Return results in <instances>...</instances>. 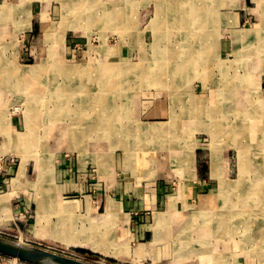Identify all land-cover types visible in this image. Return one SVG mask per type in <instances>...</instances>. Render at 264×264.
Instances as JSON below:
<instances>
[{"label":"rangeland","instance_id":"obj_1","mask_svg":"<svg viewBox=\"0 0 264 264\" xmlns=\"http://www.w3.org/2000/svg\"><path fill=\"white\" fill-rule=\"evenodd\" d=\"M242 1L0 0V236L90 264H200L207 250L219 264H264V203L247 213L255 240L240 228L244 208L264 202V0L240 19ZM77 151L92 153L93 183L114 203L62 191L54 155ZM130 181L143 194L114 198ZM144 182L168 186L178 211L172 197L146 199ZM44 184L55 192L47 215ZM68 206L89 237L102 232L99 253L57 231ZM106 213L100 230L91 218ZM0 264L30 263L0 254Z\"/></svg>","mask_w":264,"mask_h":264},{"label":"crops","instance_id":"obj_2","mask_svg":"<svg viewBox=\"0 0 264 264\" xmlns=\"http://www.w3.org/2000/svg\"><path fill=\"white\" fill-rule=\"evenodd\" d=\"M247 2H248V0H243L240 3L239 8H236V10H234L233 14L235 17L239 16L240 19H243L244 17H246L251 12L250 11L251 9H249L247 7ZM81 138H83V137H81ZM66 140H68V139H66ZM70 140H75V139L70 138ZM79 150H81V149H79ZM50 154L51 153L49 152L48 156L50 158H52L53 156H50ZM54 156H56V158H57L54 162L55 169L58 168V170L56 171L57 172L56 174L60 175L62 177L60 180H61V182L63 181V184L61 185V187L63 189L62 191H65V192L67 191L71 195H77V197H79V196L81 197L82 194L87 193V195H86L87 199L89 197V199H91L93 204L102 203L104 201H105V203H109V202L114 203L113 202L114 199L111 196H109V197L105 196L106 198L104 196H102V192L98 188L99 185L96 186V184L93 183V175L89 173V170L93 169L94 164H95L94 163L95 161L93 160L94 156L92 155V153H88V152L82 153L81 151H79L78 153L70 152L68 155H67V153L66 154L55 153ZM50 167L52 168V165H50ZM51 170L52 169H50V172H51ZM100 176H98V177H100ZM143 184L145 186L144 196L146 199H149L151 201L153 198L159 199V196H160V198H163V199L168 198V200H169L172 197V200L174 201L172 206L174 207V209L176 211H178L177 196H169L168 186H163L164 183H158L157 184L155 182H152V183L144 182ZM135 186H136V183L134 181H130V183H128V184H122V185L117 186V187H121V189H123L125 193L117 190V193L114 195V198L118 199V198H121L122 196H124L125 197L124 199L127 200L126 202H128L129 200L132 201V199L136 198V195H138L139 193H140V195L143 194V191H141L139 189H137V190L134 189ZM152 186L153 187L155 186V187L152 188ZM88 194H90V196ZM109 205H111V204H109ZM87 209H89V207L84 208V204L83 205L80 204L78 207V210L81 212H84V213L87 212ZM107 209L109 212V210H110L109 206ZM94 212H95V214H96V212H98L97 207H94ZM109 214L110 213H108L107 215H105V214L93 215V217L91 218V221H97L98 220L99 222H97V223H100V222L103 223L104 220L109 219ZM98 229L101 230L100 227ZM123 232H125V231H123ZM147 232H149V231H147ZM145 234H147L146 231H145ZM122 235L125 236L124 239L128 238V232H126ZM77 236H79V235H77ZM87 236L88 235L86 234V235L80 236L78 238H76V237L69 238V240L67 241V245L70 246L73 243V245H75L77 247L79 246L81 248L86 244L83 248L88 249V250L93 251V252H96L93 249H91L92 247L89 243L90 241L87 240V238H86ZM150 241H151L150 243H147V244H150V246H147V248H148V250H150V255L154 257L155 256V253H154L155 251L153 250L154 244H155L154 243V234L152 235ZM24 243L32 244L28 241L24 242ZM147 244H144V246ZM32 245H35V244H32ZM35 246H39V245H35ZM39 247H41V246H39ZM120 249L121 248L119 247L116 250L112 251V253L120 254V253H122ZM122 251H123V249H122ZM144 252H145V250H144ZM96 253H99V252H96ZM120 255L122 257L125 256L124 254H120ZM137 255H138V253H137ZM146 256H148V255H146Z\"/></svg>","mask_w":264,"mask_h":264},{"label":"bare ground","instance_id":"obj_3","mask_svg":"<svg viewBox=\"0 0 264 264\" xmlns=\"http://www.w3.org/2000/svg\"><path fill=\"white\" fill-rule=\"evenodd\" d=\"M169 4V3H168ZM13 6V5H12ZM16 6V5H15ZM69 6V5H68ZM84 6V5H83ZM170 6V5H169ZM7 7H9V6H7ZM72 7V6H71ZM10 8V7H9ZM8 8V9H9ZM13 8V7H12ZM70 8V7H69ZM48 9V8H47ZM72 9V8H71ZM14 10V9H13ZM175 10V9H174ZM68 11V10H67ZM204 11V10H203ZM16 12H18V11H16ZM47 12V11H46ZM19 13H20V10H19ZM102 13V12H101ZM15 14V13H14ZM22 15V14H21ZM181 17V16H180ZM179 17V20L181 21V23L183 22V20H185L186 18H183V19H181ZM190 17V16H189ZM25 18V17H24ZM160 18V17H159ZM204 19V17L199 13V10L197 9V8H195L194 9V12H192L191 13V17H190V20H196V23H199V22H202V20L201 19ZM26 19V18H25ZM67 20V19H66ZM178 19H176L175 21H179ZM28 23H29V21H28ZM205 24V23H204ZM6 27V26H5ZM189 27V26H188ZM25 29V28H24ZM185 29H187V28H185ZM204 30H205V25H198V26H196V27H192L191 28V37H193V38H195V37H197V35H199V34H201V32H204ZM251 33V32H250ZM5 35H7V34H5ZM11 35V34H10ZM185 35H186V33H185ZM9 36V35H8ZM4 37V36H3ZM57 37V36H56ZM60 37V36H59ZM4 39H5V37H4ZM59 39V38H58ZM156 39V38H155ZM15 40V39H14ZM196 40V39H195ZM2 41V40H1ZM262 41V40H261ZM260 41V42H261ZM195 43V42H194ZM187 45V44H186ZM193 45V44H192ZM201 45V44H200ZM167 47V46H166ZM191 47V46H190ZM197 47V46H196ZM206 49V48H205ZM241 50V49H240ZM242 52V51H241ZM264 52V51H263ZM209 53V52H208ZM153 55V54H152ZM243 55V54H242ZM212 56V55H211ZM253 59H255V58H253ZM252 59V60H253ZM251 61V60H250ZM256 61V60H255ZM160 62V61H159ZM151 63V62H150ZM178 63V62H177ZM215 63V62H214ZM252 63V62H251ZM259 63H261V61L259 62ZM257 64V63H256ZM172 64H170V66H171ZM174 66V65H173ZM257 66V65H256ZM259 66H260V64H259ZM150 67V66H149ZM178 67H180L181 68V66H178ZM213 67V66H212ZM159 68V67H158ZM245 68V67H244ZM252 68V67H251ZM254 68V67H253ZM252 68V69H253ZM7 70V69H6ZM159 70V69H158ZM177 70V69H176ZM212 70V69H211ZM256 70V69H255ZM254 70V71H255ZM146 71V70H145ZM149 71V70H148ZM160 71V70H159ZM163 71V70H162ZM99 72H101V71H99ZM180 72V71H179ZM210 72H213V71H210ZM159 74V73H158ZM248 74V73H247ZM246 74V75H247ZM253 74V73H252ZM74 75H75V72H74ZM83 75H85V74H83ZM101 75V74H100ZM179 75V74H178ZM102 76V75H101ZM142 77H143V74H142ZM145 77V76H144ZM7 78V77H6ZM248 78V77H247ZM252 78V77H251ZM5 79V78H4ZM102 79V78H101ZM174 79V78H173ZM6 82V81H5ZM20 82V81H19ZM23 84V83H22ZM247 84V83H246ZM149 85V84H148ZM147 87V86H146ZM222 88V87H221ZM243 88H244V85H243ZM84 90H86V88L84 89ZM147 90H148V88H147ZM247 90V89H246ZM241 91V90H240ZM108 92V91H107ZM243 92V91H242ZM247 93V92H246ZM240 95V94H239ZM246 95H248V94H246ZM254 96V95H253ZM258 96V95H257ZM260 96V95H259ZM262 96V95H261ZM67 97V96H66ZM241 97V96H240ZM247 98V97H246ZM103 99V98H102ZM169 99V98H168ZM179 100V99H178ZM104 101H105V99H104ZM174 101V100H173ZM248 101V100H247ZM178 102V101H177ZM244 102V101H243ZM72 104V103H71ZM179 104V103H178ZM240 104V103H239ZM102 105V104H101ZM175 105H177V104H175ZM183 105V104H182ZM241 105V104H240ZM256 105H257V103H256ZM261 105H262V107H263V109H264V102L263 103H261ZM53 106V105H52ZM255 106V105H254ZM114 107V106H113ZM246 107V106H245ZM251 107V106H250ZM257 107V106H256ZM102 108V107H101ZM247 108V107H246ZM32 109V108H31ZM185 109V108H184ZM257 109V108H256ZM112 110V109H111ZM239 110V109H238ZM242 110H243V108H242ZM137 111V110H136ZM246 111V110H245ZM254 112V111H253ZM35 113H36V111H35ZM34 113V114H35ZM103 113V112H102ZM185 113V112H184ZM239 113V112H238ZM259 114H261V113H259ZM43 115V114H42ZM239 115V114H238ZM255 115H257V114H255ZM262 115V114H261ZM31 116H34V115H31ZM104 116V115H103ZM250 116H252V113L251 112H246V117H249L250 118ZM256 117V116H255ZM34 118V117H33ZM32 118V119H33ZM37 118V117H36ZM59 118V117H58ZM239 118V117H238ZM264 118V117H263ZM26 119V118H25ZM112 119V118H111ZM181 119V118H180ZM252 120V122H253V124H257V122L255 121L256 120V118H251ZM262 119V118H261ZM37 120V119H36ZM79 120V119H78ZM81 120V119H80ZM117 120V119H116ZM197 120V119H196ZM229 120V119H228ZM259 120V119H258ZM257 120V121H258ZM112 121V120H111ZM130 121V120H129ZM249 121V120H248ZM250 121V122H251ZM103 122H106V119H105V121H103ZM107 122H108V120H107ZM264 122V121H263ZM262 122V123H263ZM67 123V122H66ZM154 123V122H153ZM76 124V123H75ZM78 124V123H77ZM81 124V123H80ZM260 123H258V125H259ZM55 125V124H54ZM53 125V126H54ZM261 125V124H260ZM245 126V125H244ZM253 126V125H252ZM30 127V126H29ZM84 127V126H83ZM186 127V126H185ZM238 127V126H237ZM261 127H263V125H261ZM260 126H259V128H261ZM246 128V127H245ZM30 129H32L33 130V128H30ZM257 129V128H256ZM240 130V129H239ZM248 130L250 131V133L251 134H253L252 132H253V130H254V128L253 127H248ZM37 132H38V130H36ZM54 131V130H53ZM65 131V130H64ZM67 131V130H66ZM228 129H227V134H228ZM232 131V130H231ZM258 131V130H257ZM32 132V131H31ZM68 132V131H67ZM71 131H69V133H70ZM77 132V131H76ZM81 132V131H80ZM87 132V131H86ZM155 132H157V131H155ZM225 132V131H224ZM238 132V131H237ZM236 131H235V133H237ZM245 132V131H244ZM33 133V132H32ZM50 133V132H49ZM63 133V132H62ZM61 133V134H62ZM78 133V132H77ZM158 133V132H157ZM157 133H155V134H157ZM241 133V132H240ZM243 134V133H242ZM42 135V134H41ZM87 135V134H86ZM237 135H238V133H237ZM244 135V134H243ZM67 136H69V135H66V137ZM71 136V135H70ZM74 136V135H73ZM85 136V135H84ZM35 137H37V136H35ZM53 137V136H52ZM55 137V136H54ZM150 137V136H149ZM154 137V136H153ZM62 138V137H61ZM77 138H78V136H77ZM80 138V137H79ZM159 138V137H158ZM231 138V137H230ZM103 139V138H102ZM155 139V138H154ZM59 140V139H58ZM57 140V141H58ZM60 141V140H59ZM64 141V140H63ZM66 141V140H65ZM75 141V140H74ZM103 141V140H102ZM106 141V140H105ZM234 141H235V139H234ZM55 142V141H54ZM71 142V141H70ZM76 142V141H75ZM92 142V141H91ZM59 143V142H58ZM81 143V142H80ZM97 143V142H96ZM233 143V142H232ZM77 144V143H76ZM35 145V144H34ZM36 146V145H35ZM38 146V145H37ZM235 146V145H234ZM38 147H40V146H38ZM96 147V146H95ZM254 148V147H253ZM56 149V148H55ZM78 149V148H77ZM76 149V150H77ZM141 149V148H140ZM73 150V149H72ZM95 150V149H94ZM103 150V149H102ZM74 151V150H73ZM90 151H92V149L90 150ZM247 151V150H246ZM246 151H244V152H246ZM256 151V150H255ZM260 151V150H259ZM78 152V151H77ZM94 152V151H93ZM264 152V151H263ZM254 154V153H253ZM97 155V154H96ZM214 155H216V154H214ZM33 156V155H32ZM264 156V155H263ZM34 157V156H33ZM42 158V157H41ZM50 158V157H49ZM36 159V158H35ZM216 159H218V157L216 158ZM252 159V158H251ZM37 161V160H36ZM47 161V160H46ZM52 161V160H51ZM47 165V164H46ZM49 166V165H48ZM260 166V165H259ZM261 167V166H260ZM264 167V166H263ZM251 168V167H250ZM255 168V167H254ZM217 170V169H216ZM41 171V170H40ZM215 171V170H214ZM213 171V172H214ZM224 171V170H223ZM248 171V170H247ZM250 171V170H249ZM248 171V172H249ZM218 172V171H217ZM215 173V172H214ZM42 175H50L49 174V168L48 169H46V170H43V172H42ZM250 176V175H249ZM39 178V177H38ZM46 178V177H45ZM44 179V178H43ZM263 179V178H262ZM27 180H28V178H27ZM41 180V179H40ZM49 180V179H48ZM252 180H254V179H252ZM254 183H256V181H253ZM35 183V182H34ZM46 183V182H45ZM225 183V182H224ZM253 183V184H254ZM29 184V183H28ZM39 184V183H38ZM41 184V183H40ZM39 184V185H40ZM227 184V183H226ZM256 185V184H255ZM32 186V185H31ZM34 187V186H33ZM40 189H41V191H42V193H44V195H43V198H42V200L40 201V203L38 204V207H39V211L40 212H42V213H46L47 212V210H45V208H47V206L48 205H50V204H53V203H55V196H54V198H53V195L55 194V192H53V190L51 189V187H50V185H48V184H44V186L42 187V185H41V187H38V190L40 191ZM224 189V188H223ZM36 191V190H35ZM251 191H253V190H251ZM255 192V191H254ZM40 194V193H39ZM253 196H255V195H253ZM210 197V196H209ZM247 198V197H246ZM254 197H252V199H253ZM263 198V197H262ZM212 199V198H211ZM249 199H251L250 197H249ZM249 199H247V200H249ZM256 199V198H255ZM260 199V198H259ZM218 200V199H217ZM254 200V199H253ZM216 201V200H215ZM201 202V201H200ZM207 202L205 201L204 203H203V205H205ZM246 203V202H245ZM262 203H264V202H261V199L258 201V202H256L255 204H253V205H251V207H249V208H244L245 210V212H246V215L245 216H243V218H241V213L242 212H239L240 213V215H239V217L241 218V220L243 219L244 221H243V226L241 225L240 226V228H242V227H244L245 229H244V234H245V238L244 237H242V239H241V241L243 242H249V241H252V240H255L254 239V236H256L257 237V233H255V230H253V227H255V226H251V220L249 219V218H247V213H248V211H252V210H254L255 208H257V207H259L260 206V204H262ZM213 205V204H212ZM217 205V204H216ZM262 206V205H261ZM66 209V213L67 214H63L64 215V217L62 218V222H60V224H59V229L57 230V231H59L60 232V230L63 232V234H64V237L66 238V240L68 241L69 240V238H74V237H76V238H78V237H80V236H84V235H86L87 234V232H89V231H87V228L85 229V222L84 221H81L80 220V222L78 223V221H77V219L76 220H74L73 219V211L70 209V207L68 206V207H65ZM6 209V208H5ZM258 209V208H257ZM264 209V208H263ZM207 209H205V211H206ZM211 210V209H210ZM213 210H215V209H213ZM243 210V209H242ZM215 211H217V210H215ZM256 211V210H255ZM207 212H208V210H207ZM213 212V211H212ZM224 212V211H223ZM2 213V212H1ZM8 213V212H7ZM112 213V212H111ZM209 213V212H208ZM207 213V214H208ZM258 213V212H257ZM211 214V213H210ZM2 215V214H1ZM43 215V214H42ZM46 215H47V213H46ZM58 215H60V214H58ZM224 215V214H223ZM49 216V215H48ZM101 216V215H100ZM216 216V215H215ZM232 217H233V215H232ZM97 218V217H96ZM111 218V217H110ZM43 219V218H42ZM89 221V220H88ZM98 221V220H97ZM112 221V220H111ZM229 221V220H228ZM40 222H41V220H40ZM95 222V221H94ZM99 222V221H98ZM93 223V222H92ZM110 223V222H109ZM43 224V223H42ZM79 226H78V225ZM99 224L100 223H98V226H99ZM235 224V223H234ZM57 225V224H56ZM65 225H68V226H70V227H67V228H65L66 226ZM93 225V224H92ZM227 225V224H226ZM41 226V225H40ZM40 226H38L39 228H40ZM231 226V225H230ZM93 227V226H92ZM108 227V226H107ZM110 227H111V225H110ZM39 228H37V229H39ZM89 228H90V226H89ZM96 228H98V227H96ZM234 228H235V226H234ZM63 229V230H62ZM219 229V228H218ZM42 230V229H41ZM44 230V229H43ZM42 230V231H43ZM55 230V231H56ZM65 230V231H64ZM55 232V234L57 233L58 235H61L62 236V232L59 234L58 232ZM86 231V232H85ZM106 231V230H105ZM224 231V230H223ZM242 231V230H241ZM44 232V231H43ZM94 232H96V231H94ZM99 231H97L96 233H98ZM107 232V231H106ZM105 232V233H106ZM224 232H227V231H224ZM40 233V232H39ZM242 233V232H241ZM261 233V232H260ZM259 233V234H260ZM263 233V232H262ZM89 234V233H88ZM87 234V235H88ZM218 234V233H217ZM231 234V233H230ZM77 235H79V236H77ZM106 235V234H105ZM104 235V236H105ZM220 235H221V233H220ZM263 235H264V233H263ZM55 236V235H54ZM90 235H88V237H87V240H89L90 242V245H91V249H93L94 251H96V252H99V248L101 247V246H104V242L100 239V238H102V236H103V234H102V232H99L98 233V235H96V237L94 236L93 238L92 237H89ZM230 236V235H229ZM237 236V235H236ZM262 236V235H261ZM56 237V236H55ZM218 237V236H217ZM228 237V236H227ZM232 237V236H231ZM21 240V239H20ZM19 240V241H20ZM85 240V239H84ZM221 240V239H220ZM20 242H22V243H24L22 240L20 241ZM207 243V242H206ZM86 245V244H85ZM84 245V246H85ZM83 246V247H84ZM79 247V246H78ZM213 252V251H212ZM210 250H207L206 252H204V253H202V252H200L199 251V255H198V257L196 256V258L197 259H199L200 260V264H219V260H217V259H214L213 257H214V255L212 256V253ZM250 252V251H249ZM103 253V252H102ZM195 256V255H194ZM15 260H18V259H16V258H14ZM186 260V259H185ZM185 260H183V261H185ZM215 261V262H214Z\"/></svg>","mask_w":264,"mask_h":264},{"label":"water","instance_id":"obj_4","mask_svg":"<svg viewBox=\"0 0 264 264\" xmlns=\"http://www.w3.org/2000/svg\"><path fill=\"white\" fill-rule=\"evenodd\" d=\"M0 254L30 264H90L84 260L59 254L48 247H39L0 236Z\"/></svg>","mask_w":264,"mask_h":264}]
</instances>
